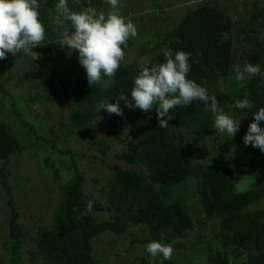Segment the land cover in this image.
Instances as JSON below:
<instances>
[{
    "label": "trees",
    "instance_id": "1",
    "mask_svg": "<svg viewBox=\"0 0 264 264\" xmlns=\"http://www.w3.org/2000/svg\"><path fill=\"white\" fill-rule=\"evenodd\" d=\"M37 2L41 4L39 20L48 22L42 19L48 18L47 12L54 6L55 0ZM67 2L69 8L79 12L89 4L96 7L98 0ZM259 4L253 2L244 28L246 21L239 22L235 27V21L215 2L198 0L177 25L164 33L160 42L154 45H159L160 49L151 48L152 53L146 64H121L114 77H103L99 84L91 87L82 66L77 70L73 82L70 79L71 69L58 76L39 80L42 68L35 66L27 69L19 78L20 82L26 81L41 89L40 94L30 98L32 102L51 103L62 95L69 102L66 117L70 125L65 130L69 132L75 129L84 141L97 148L102 155L107 154L111 146L104 136H100L93 123L104 112L107 113L100 109L101 102L116 103L120 94H128L130 98L134 77L141 68L164 63V52L169 48L173 52L182 50L191 53V69L187 78L206 88L209 95H215L225 114L237 119L241 117L237 140L245 164L239 162L234 153L222 151L212 161L202 162L192 158L193 151L212 134L215 118L204 103L193 101L188 106L173 108L169 126L159 128L155 106L149 113H144L125 107L121 101L130 140L124 143L123 151L114 155L124 165L107 164L110 176L99 189V193L107 199L105 205L90 200L84 193L85 179L78 167L76 153L57 146L63 131L57 132L54 126H50L48 136H38L34 125L23 117L22 108L17 106L16 98L5 83L11 67L10 53L7 59L0 60V192L5 193L3 203L9 216L6 220L7 239L2 244L7 257L0 259V264H23L22 247L28 239L33 243L30 253L36 264H102L92 253V240L103 232L129 235L130 244L152 241L172 244L176 251L182 247L179 239L185 237L186 232L203 230L209 224L216 229L214 238L223 250L208 244L206 264H264V152L243 143L248 125L254 119L253 114L264 107V80L259 76H246L244 81H237L232 71L233 65L242 68L245 63L259 65L264 70V37L259 41V33L264 35V2ZM235 28L237 31H233ZM140 34L143 40L149 37L144 30ZM177 38L179 42H176ZM140 44L145 46L147 42L141 41ZM129 45L128 41L123 50ZM37 51L45 55L39 64L44 62L46 56L64 55L59 41L49 34L44 45L35 48ZM235 54L240 58L234 64ZM221 81L226 82V95L219 91ZM67 89H70L69 94L66 93ZM245 98L249 100L250 107L236 109L234 102ZM3 108L13 114L24 133L35 135L52 151L61 156L68 155L70 160L67 170L71 178L58 184L60 198L53 221L39 226L34 237L28 235L19 221L14 187L10 182L13 177L11 158L21 154L27 144L13 126L1 118L5 112ZM107 114L112 118L116 138L121 139L117 125L120 116ZM260 126L264 127V121L260 122ZM63 160L59 158L57 162L61 164ZM44 162L55 167L50 156ZM239 168L246 172L243 179L248 178L247 174H253L255 178L253 185L243 190L236 188L241 173ZM54 173L56 181L59 180L57 169H54ZM88 201L93 203L90 212L86 210ZM95 210L108 211L109 218H97L93 214ZM136 232H145L148 237L140 240ZM225 249H230L231 254ZM157 257L165 264H172L170 260ZM140 264L150 263L145 260Z\"/></svg>",
    "mask_w": 264,
    "mask_h": 264
},
{
    "label": "rangeland",
    "instance_id": "2",
    "mask_svg": "<svg viewBox=\"0 0 264 264\" xmlns=\"http://www.w3.org/2000/svg\"><path fill=\"white\" fill-rule=\"evenodd\" d=\"M68 1V0H67ZM198 0H119L120 13L126 21H131L137 28L138 35L135 38H129L130 45L124 49L125 57L121 64L136 62L137 64H146L149 55L152 53L151 48H156L158 51L160 46L154 47L161 40V36L169 29L177 25L184 17L186 12L192 9ZM215 2L222 11L235 21V27H238L239 22L248 23V13L252 9L254 1L262 5L264 0H211ZM58 0H55L54 6L47 12L48 18L41 21L45 28L46 35H51L60 41L64 28L72 31L70 22H65L64 28L59 27L55 20L58 15L55 5ZM41 5V4H40ZM97 12H105L111 10L105 0H98L95 7ZM70 10L73 11L71 7ZM141 17V19H138ZM158 29V30H157ZM145 31L149 37L141 38V32ZM158 31L157 33H155ZM237 31V29H233ZM264 31V29H262ZM259 33V41L261 37ZM141 41L147 42V45L140 44ZM41 46H36L39 48ZM35 48L33 51L35 52ZM156 50H153L156 51ZM64 55L45 58L43 53H39V59L33 60L31 57L17 53L15 56L10 54L11 67L6 74L5 83L9 91L16 98V104L22 108L23 117L34 125L38 136H48L50 126H54L57 132L63 131L60 142L57 146L61 149H69L76 153V161L78 167L84 175L83 191L92 201H97L102 205L106 204V197L99 193V189L110 176V171L107 164L122 162L115 159V153L123 151L124 143L129 142L128 127L125 115L117 119L119 135L121 139H117V133L114 131L112 118L107 113H103L101 117L94 120V125L98 128L100 136H104L105 141L111 147L107 154L102 155L99 150L90 146L84 141L75 129L67 132L65 127L70 125L69 119L66 117L69 102L60 95L50 102H32L30 98L41 93V89L37 85L20 82L24 72L32 66L42 68V76L38 79H45L53 76H58L60 73L71 69L70 79L75 80V74L81 64L78 60V53L72 51L69 54L67 46L63 47ZM239 55L235 54L234 64L239 59ZM37 79V81H38ZM71 88V83H70ZM220 90L223 95H226V82H220ZM67 89V94H69ZM107 103L102 101V104ZM100 105V106H101ZM5 111V108H3ZM1 118L11 124L19 134L27 148L19 155L11 158V171L13 177L10 182L14 187L15 206L20 214V223L23 225L28 235L35 236L36 230L41 225H46L53 221V213L60 198L58 184H63L71 178V173L67 170L70 164L69 156H61L52 151L49 145L44 144L41 140H37L35 135L24 133L22 125L14 118L13 114L5 111ZM212 134L205 139V142L194 149L192 158L196 161H212L216 158L218 152L234 153L238 156L239 162L244 163V158L241 153V145L237 140L239 132L237 131L233 137L226 132H216L214 128ZM26 134V135H25ZM27 136V137H26ZM51 157V162L55 167L45 164L44 159ZM64 159V163L57 162V159ZM245 164V163H244ZM62 165V166H61ZM245 167V166H244ZM243 167V169H244ZM54 169L60 173V179L56 181ZM239 182L236 184L237 190H243L253 185L255 181L253 174H247L248 178L243 179L244 173L239 168ZM241 176V177H240ZM240 178H242L240 180ZM5 193L0 192V259H6L7 255L2 249V244L7 239V224L8 212L5 204ZM94 216L99 219L109 218V212L106 210L93 211ZM136 229V228H135ZM134 229V230H135ZM216 229L211 228L210 224L205 229H192L186 232L185 237L179 239L182 247L174 251L170 262L172 264H206L207 263V245L211 244L217 250H223V247L216 242L214 233ZM140 240L148 237L145 232H136ZM131 237L129 235H114L110 232H103L92 240V253L100 259L102 264H140L143 261H148L150 264H165L158 257H151L146 253L148 242H137L130 244ZM33 243L28 239L23 243L22 258L23 264H36L32 259L30 250ZM231 254L230 249H225Z\"/></svg>",
    "mask_w": 264,
    "mask_h": 264
},
{
    "label": "clouds",
    "instance_id": "3",
    "mask_svg": "<svg viewBox=\"0 0 264 264\" xmlns=\"http://www.w3.org/2000/svg\"><path fill=\"white\" fill-rule=\"evenodd\" d=\"M105 2L111 7L107 13L97 12L91 4L83 11L74 12L70 10L67 0H58L55 5L58 13L56 24L64 28L67 21L72 29L69 31L64 28L59 43L62 48L68 47L69 54L72 51L78 53L79 63L85 70L90 87L99 84L103 77L115 76L125 57L123 48L127 47L130 37L138 35L136 26L121 15L119 0ZM39 7L37 0H0V60L7 59L8 53L13 56L23 53L33 60L39 59V53L33 51L36 46L44 45L45 40V28L39 20ZM176 42H179L178 38ZM190 56L191 53L182 50L173 52L169 48L164 52V63L141 68L134 77L130 98L128 94H120L116 103L107 102L100 109L123 116L121 101L125 107L139 109L144 113H149L155 106L159 128H166L172 119L170 112L173 108L200 101L214 115L213 128L216 132H226L233 137L239 130L241 117L237 119L225 114L215 95H209L206 88L187 78L191 69ZM232 71L237 81H244L246 76H259L264 80V70L259 65L245 63L242 68L233 65ZM234 107L245 110L250 107V102L246 98L236 100ZM253 117L243 143L264 152V127L260 126V122L264 121V107L259 108ZM92 206V201H88L86 210L90 212ZM174 251L172 244L158 241H152L146 246L148 255L161 256L164 260H170Z\"/></svg>",
    "mask_w": 264,
    "mask_h": 264
}]
</instances>
